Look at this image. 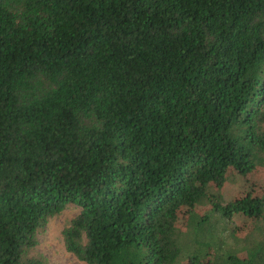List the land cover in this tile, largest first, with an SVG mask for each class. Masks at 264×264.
<instances>
[{"label": "trees", "instance_id": "1", "mask_svg": "<svg viewBox=\"0 0 264 264\" xmlns=\"http://www.w3.org/2000/svg\"><path fill=\"white\" fill-rule=\"evenodd\" d=\"M261 170L264 0H0V264H264Z\"/></svg>", "mask_w": 264, "mask_h": 264}, {"label": "rangeland", "instance_id": "2", "mask_svg": "<svg viewBox=\"0 0 264 264\" xmlns=\"http://www.w3.org/2000/svg\"><path fill=\"white\" fill-rule=\"evenodd\" d=\"M259 186L264 189V170L258 171L249 177L232 176L223 188L222 196L225 203L250 190V187ZM204 211L206 207L199 208ZM79 208L67 205L61 212L49 216L36 232V246L29 251L28 258L42 259L44 264H84L73 254L66 251L63 241V231L68 228L72 220L78 215ZM248 224V220L234 218V226ZM185 228V224L182 225Z\"/></svg>", "mask_w": 264, "mask_h": 264}]
</instances>
